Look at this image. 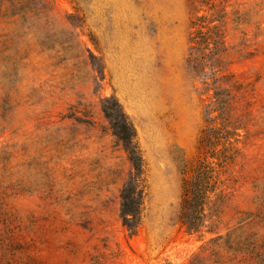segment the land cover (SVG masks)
Returning a JSON list of instances; mask_svg holds the SVG:
<instances>
[{"label": "rangeland", "instance_id": "rangeland-1", "mask_svg": "<svg viewBox=\"0 0 264 264\" xmlns=\"http://www.w3.org/2000/svg\"><path fill=\"white\" fill-rule=\"evenodd\" d=\"M0 264H264V0H0Z\"/></svg>", "mask_w": 264, "mask_h": 264}, {"label": "trees", "instance_id": "trees-1", "mask_svg": "<svg viewBox=\"0 0 264 264\" xmlns=\"http://www.w3.org/2000/svg\"><path fill=\"white\" fill-rule=\"evenodd\" d=\"M109 102V100L107 101ZM112 108L106 109L105 112L109 117L116 113V136L130 155L133 162L135 173L131 183L127 184L123 192L122 217L125 224L131 226L133 222L138 220L139 210L141 206V193L143 161L138 146L135 144V129L127 115L115 103Z\"/></svg>", "mask_w": 264, "mask_h": 264}]
</instances>
